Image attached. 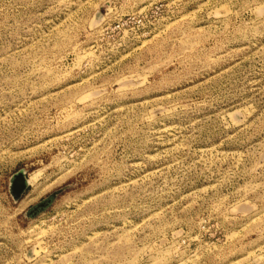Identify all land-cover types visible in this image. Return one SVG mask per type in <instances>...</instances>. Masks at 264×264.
<instances>
[{
	"label": "rangeland",
	"instance_id": "374dc122",
	"mask_svg": "<svg viewBox=\"0 0 264 264\" xmlns=\"http://www.w3.org/2000/svg\"><path fill=\"white\" fill-rule=\"evenodd\" d=\"M0 264H264V0H0Z\"/></svg>",
	"mask_w": 264,
	"mask_h": 264
},
{
	"label": "water",
	"instance_id": "95a60500",
	"mask_svg": "<svg viewBox=\"0 0 264 264\" xmlns=\"http://www.w3.org/2000/svg\"><path fill=\"white\" fill-rule=\"evenodd\" d=\"M28 185L27 178L25 176V173L18 172L14 175L12 181H11V193L15 200H19L23 193L25 192ZM57 195V193H53L48 198L44 199L37 205L33 206L29 211L28 215H36L39 211L43 210L45 207H47L53 200V198Z\"/></svg>",
	"mask_w": 264,
	"mask_h": 264
}]
</instances>
